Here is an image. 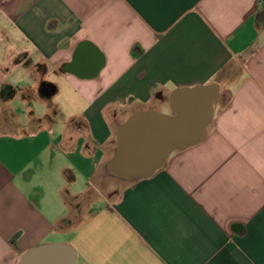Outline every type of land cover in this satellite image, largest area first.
Returning a JSON list of instances; mask_svg holds the SVG:
<instances>
[{
    "label": "crops",
    "instance_id": "obj_1",
    "mask_svg": "<svg viewBox=\"0 0 264 264\" xmlns=\"http://www.w3.org/2000/svg\"><path fill=\"white\" fill-rule=\"evenodd\" d=\"M0 24V264H264V0H0ZM209 85L206 140L112 185L118 127Z\"/></svg>",
    "mask_w": 264,
    "mask_h": 264
},
{
    "label": "water",
    "instance_id": "obj_2",
    "mask_svg": "<svg viewBox=\"0 0 264 264\" xmlns=\"http://www.w3.org/2000/svg\"><path fill=\"white\" fill-rule=\"evenodd\" d=\"M218 87L178 89L170 98L172 113L154 109L134 112L116 133V147L105 165L109 177L133 183L153 177L170 157L203 143L214 120ZM75 251L46 244L26 253L20 264H75Z\"/></svg>",
    "mask_w": 264,
    "mask_h": 264
},
{
    "label": "rangeland",
    "instance_id": "obj_3",
    "mask_svg": "<svg viewBox=\"0 0 264 264\" xmlns=\"http://www.w3.org/2000/svg\"><path fill=\"white\" fill-rule=\"evenodd\" d=\"M2 28H4V26L3 25L1 26V24H0V56L4 57V55H5L4 51L7 50L6 46L10 43V42H7V39L12 38V37L10 35V32H7V33L2 32ZM3 45H5V48L2 47ZM43 90L46 91V89H43ZM68 101L69 100L66 97H59V98L54 99V103L56 105H60L62 107H68L69 106ZM39 108L41 110H38ZM35 109L41 115L46 114V108L45 107H35ZM162 113L168 114L169 111L167 109H164ZM58 115L55 117H52V119L54 120L55 123H59V121H60V116H58ZM108 178H109L110 183H112V185H118L120 183L119 180H117V179H110L111 177H109V176H108ZM109 189H110V192L106 195L110 196L111 194L117 193L116 186H115V188L110 187Z\"/></svg>",
    "mask_w": 264,
    "mask_h": 264
},
{
    "label": "trees",
    "instance_id": "obj_4",
    "mask_svg": "<svg viewBox=\"0 0 264 264\" xmlns=\"http://www.w3.org/2000/svg\"><path fill=\"white\" fill-rule=\"evenodd\" d=\"M4 90H7V88H5Z\"/></svg>",
    "mask_w": 264,
    "mask_h": 264
}]
</instances>
